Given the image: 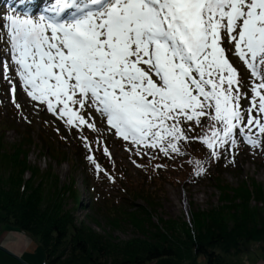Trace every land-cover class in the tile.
I'll return each mask as SVG.
<instances>
[{
    "label": "snow or ice",
    "instance_id": "obj_1",
    "mask_svg": "<svg viewBox=\"0 0 264 264\" xmlns=\"http://www.w3.org/2000/svg\"><path fill=\"white\" fill-rule=\"evenodd\" d=\"M7 21L22 90L68 127L96 131L83 114L94 109L137 156L184 155L189 141L216 158L236 149L238 137L264 145V0H57L52 15ZM229 54L250 71L251 97ZM8 71L0 60L15 102Z\"/></svg>",
    "mask_w": 264,
    "mask_h": 264
},
{
    "label": "rangeland",
    "instance_id": "obj_2",
    "mask_svg": "<svg viewBox=\"0 0 264 264\" xmlns=\"http://www.w3.org/2000/svg\"><path fill=\"white\" fill-rule=\"evenodd\" d=\"M5 14L7 13L3 11L1 17L3 18L2 21L6 23L7 17H5ZM1 43L2 38L0 36V44ZM7 75L12 79V82L16 84V100L15 102L12 100L13 97L9 80L0 77V116L14 124L12 126L6 122L3 126L4 130L0 134V180L5 184L8 181L13 183L15 181L18 185L17 174H20L19 172L21 171H19V168L16 170L17 163L13 162L12 156L21 153V158L23 159L25 157L26 162V164L20 165L23 170L25 181H28L31 177V174L26 169V166H30L36 169L39 175L42 174V176L37 178H31L33 180L30 181L32 185L40 183L45 189L48 188L49 185L50 190L54 189L58 192L62 184H69V186L73 185V187L78 190L77 193H79L80 200H82V205L76 208L72 200V195H68L66 192L65 197L63 196L62 198L64 205H66L65 208L75 207V216L78 222H82L83 225H86L93 232L108 236L104 238L108 241L112 240L113 243H124L125 241H129L131 237H136L134 224L139 226L145 225L149 221V218L156 224H158L157 219L160 218L172 222L180 221L181 223H186V226L191 227L190 222H192L193 215H198V213L206 214L212 209H217L221 206L225 207L226 205L222 202L224 201L222 197L227 193L226 190L233 188L232 190L234 191L236 186H239V190L245 189V191L255 189L256 195L264 191V169H262V166L258 165L257 161L251 160L254 158L252 156L258 154L257 150L259 151V157L264 158L263 145L253 148L250 145L247 146L241 140L240 145L243 146V149L241 151L238 150V153L232 152L235 163H232V165L224 169H219L216 176H212L209 179L196 178V176L192 174V166L187 168L191 176L186 177L184 171L179 169L178 164L174 165L170 163L162 168L159 179L152 180V175L150 173L147 174V172L148 170H154L155 172L153 165H149L150 160L153 158L154 151L142 150L141 155L137 156L133 152L127 150L129 148L127 142L113 137L108 139V152L111 153V156L108 155L110 160L109 167L114 170L117 163L122 165L123 169H120V172L126 176V180H129L128 183L136 185L143 183V187H145L144 191L152 194L148 199L154 201V205L148 207L145 202L146 196L140 194V196H136L134 199V205L136 206L133 205L130 209H126V213H133L130 216L123 213L124 210L122 208L118 210H116V208L112 209V207L105 203H99L100 210L96 214V211L91 207L93 206L91 197L83 184L84 170L88 175L91 176L92 174L90 165L85 161L83 151L79 149L78 153L75 146H71L72 140L69 138L70 135L68 130L64 127V122L57 119L50 112H47L45 106L38 105L37 102L30 100L27 94L22 90L18 78L14 75V69L10 73H7ZM18 103L20 105L19 108L16 106ZM10 106H16V111L13 109L14 113L8 108ZM7 110H10L11 113ZM89 113L95 118V127L105 124V121H103L104 118L98 113L94 111H89L88 114ZM87 117L88 115L86 118ZM44 120L55 122L57 129L67 135V139L64 138L67 142H59L57 147L68 152L69 154L67 156H70L71 160L66 156L62 158L59 153L53 156L50 154L48 148H44L45 146L43 142H41L43 139L38 134L39 131L46 132V127L42 125ZM27 125H33L35 129H28ZM31 130H33V132H31ZM27 132L32 133L30 136L37 145H33L34 142L27 140L25 136ZM199 132L201 135L204 134L202 129H200ZM194 133L195 132L190 133L189 135ZM7 149L9 152L11 151V153H13L12 156L8 153H3ZM84 151H89V147L84 145ZM144 152L148 154L144 155ZM246 154L250 155L252 158H245ZM230 155L231 152H228L226 156L228 161L230 160ZM179 156L181 157V155ZM80 157L85 162L84 165L80 163ZM186 164H188V162H186ZM115 172V177H119L120 174L117 171ZM218 173L220 174L218 175ZM46 174L53 177L52 181L50 178L46 177ZM91 178V184L96 186L99 191L108 192L110 195H113L116 204L120 203L122 201L121 198L127 195L126 186L125 193L122 191L118 193L115 189L103 187L100 182H96L94 177ZM121 180V182H126L123 178H121ZM19 182L23 184V181L19 180ZM243 185L245 188H243ZM229 193L232 194V191H229ZM256 199H258V197ZM243 202L246 201L243 200ZM251 203L256 204V200L252 199ZM261 205L262 202H258V206ZM142 206L144 208L146 207L145 209L148 210V213L143 214L144 209ZM229 206L230 205H228V207ZM105 207L108 208L107 210L112 209L113 214L111 217H117V219H109L108 221L105 217L101 216L105 211ZM94 216L98 219L92 218ZM36 246V243L32 242V238H28L24 232L20 233L15 230L0 228V249L4 250L12 257L14 256L12 260L9 256L6 257L5 254L0 252V261H6L11 264H48L44 257H36L31 253L33 250L37 249ZM247 249L246 251L236 253L235 257H231V264H264V242L251 243L249 249ZM27 252H29V255ZM15 257L19 258L20 261ZM225 258H227V256ZM149 264L174 263L168 259H160ZM198 264H205V262L199 258Z\"/></svg>",
    "mask_w": 264,
    "mask_h": 264
},
{
    "label": "trees",
    "instance_id": "obj_3",
    "mask_svg": "<svg viewBox=\"0 0 264 264\" xmlns=\"http://www.w3.org/2000/svg\"><path fill=\"white\" fill-rule=\"evenodd\" d=\"M6 122L7 119L0 117V134ZM8 123L14 125L12 122ZM27 128L35 129L31 125ZM31 132H27L25 136L28 141L34 142L33 145H37L30 136ZM38 134L43 139L41 142L44 148H48L51 155L55 156L59 153L62 158L66 156L71 160L70 156H67L68 152L57 147L59 142H64L62 136L57 135L52 127H48L46 132L39 131ZM79 149V146H76L78 153ZM3 153L13 155L8 149ZM12 157L13 162L17 163L16 170L19 168L21 172L17 174L18 185L15 181L14 183L8 181L5 184L0 180V228L24 232L28 238H32L37 249L31 253L36 257H44L48 264H149L160 259H168L174 264H198L199 258L205 264H231V257H235L236 253L246 251L251 243L264 242V191L256 195L255 189L245 191V189L239 190V186H236L234 190L236 192L232 190L233 188L226 190L227 193L222 197L225 207L212 209L206 214L193 215L191 227L180 221L172 222L160 218L157 219L158 224H156L149 218L145 225L134 224L136 237H131L124 243H113L112 240L104 239L108 236L93 232L82 222H78L74 208L81 206L82 200L73 185L62 184L59 192L50 190L49 185L46 189L40 183L32 185L31 178H37L42 174L39 175L36 169L26 166L31 177L25 181L20 167L26 164L25 157L22 159L21 153ZM257 162L264 169V160ZM80 163L84 165L81 157ZM105 163L108 164V161L106 160ZM46 177L51 181L53 179L51 175L46 174ZM19 180L23 181V184ZM120 181L122 180L116 178L111 183L112 187L118 185L115 190L118 193L121 191L125 193L126 186L127 195L116 204L113 195L100 192L91 184V178L84 170V188L91 197L93 205L91 207L96 214L100 210L99 203H105L112 209L122 208L123 213L130 216L133 213H126V209L134 205L135 197L140 194L146 196L145 202L148 207L154 205V201L148 199L152 194L144 191L143 183L129 184V180H124L126 184L118 183ZM229 191H232V194ZM66 192L72 195L74 208H65L62 198L65 197ZM252 199L256 200V204L251 203ZM257 201L262 202V205L258 206ZM142 208L143 214L148 213L146 207L142 206ZM107 209L105 207L101 216L108 221L117 219L111 217L112 209ZM0 250L13 260L10 254ZM27 254L29 255V252ZM0 262H2L0 264H11L6 261Z\"/></svg>",
    "mask_w": 264,
    "mask_h": 264
},
{
    "label": "water",
    "instance_id": "obj_4",
    "mask_svg": "<svg viewBox=\"0 0 264 264\" xmlns=\"http://www.w3.org/2000/svg\"><path fill=\"white\" fill-rule=\"evenodd\" d=\"M14 257V256H13ZM16 258V257H15ZM16 259H18L19 261H20V259L19 258H16Z\"/></svg>",
    "mask_w": 264,
    "mask_h": 264
}]
</instances>
